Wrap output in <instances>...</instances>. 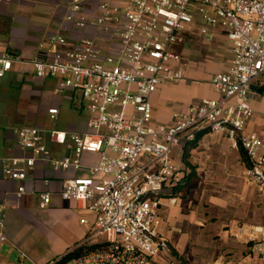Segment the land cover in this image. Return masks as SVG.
I'll use <instances>...</instances> for the list:
<instances>
[{"label": "built area", "instance_id": "built-area-1", "mask_svg": "<svg viewBox=\"0 0 264 264\" xmlns=\"http://www.w3.org/2000/svg\"><path fill=\"white\" fill-rule=\"evenodd\" d=\"M61 1L77 28L93 24L111 36L112 45L104 49L91 36L71 41L52 34L39 45L45 55L31 61L36 77H55L58 91H73L72 104L88 112L87 130L21 126L17 140L28 153L12 157L5 172L24 181L39 160L63 170L88 169V175L67 179L60 191L63 200H75L93 215L82 219L90 231L71 250L93 238L106 246L69 258L65 253L45 264H153L171 248L159 232V212L163 198L176 202L185 178L176 150L198 132L209 129L225 135L233 148H243L247 176L264 189V138L247 128L255 112L252 85L264 75V0ZM90 1L99 9L93 18L85 12ZM213 30L225 34L233 53L227 69L211 79L220 97L192 103L175 113L171 124L155 122L151 96L161 85L185 79L183 46L194 33L212 42ZM21 60L20 54L0 53V77ZM48 113L57 119L59 108ZM48 141L66 145L73 155L51 157ZM86 153L97 154V161L86 165ZM44 181L49 186L50 179ZM26 192L20 184L18 196ZM39 197V206L48 207L52 190ZM4 228L0 219V252ZM261 232L249 240L258 243L264 264V228Z\"/></svg>", "mask_w": 264, "mask_h": 264}, {"label": "crops", "instance_id": "crops-1", "mask_svg": "<svg viewBox=\"0 0 264 264\" xmlns=\"http://www.w3.org/2000/svg\"><path fill=\"white\" fill-rule=\"evenodd\" d=\"M67 12L68 6L61 0H0V53L22 56L21 61L15 62L0 77V219L4 220L7 237L1 248L0 263L24 264L25 258H29L35 264H45L84 242L90 227L82 219L93 220L83 205L60 196L67 179L88 175V169L63 170L39 160L27 169L24 181L13 180L5 172L12 157L28 153L17 140L18 128L31 125L36 118H52L48 113L50 107L59 108V118L61 101L74 94L72 90L58 91L55 77H36L31 61L45 55L39 45L47 42L52 34L63 35L71 41L91 36L104 49L112 45L110 34L93 24L85 29L77 28L67 19ZM85 12L90 18L97 16V3L88 2ZM213 32V41L227 40L222 31ZM187 45L188 41L183 47ZM232 57L231 47L223 63L203 59L198 50L190 66L186 62L187 77L183 81L163 84L151 96L154 121L171 124L174 114L192 103L203 98H219L217 92L218 97H201L204 88L198 81L206 77L208 88H213L212 76L227 69ZM49 78L55 80L54 89L49 91L61 100L46 103L41 83ZM255 82L253 85L264 84ZM253 85L251 92L258 96L255 101L250 96L255 112L247 128L264 138V93ZM63 130L86 131L77 126ZM185 145L176 150V160L186 177L190 169L183 162ZM48 147L53 158L73 155L66 145L48 141ZM97 158V154L91 153L83 157L86 165L94 164ZM190 161L199 181L185 195L179 192L176 202L169 197L162 199L159 232L169 240L171 248L156 256L153 264H261L259 245L249 237L254 234L260 238L264 228V189L247 176L245 150L233 148L225 135L209 131L191 150ZM46 178L50 179L49 186L44 181ZM184 182L185 178L182 185ZM20 184L27 187L21 197L17 194ZM46 189L52 190L53 200L43 208L39 206V194Z\"/></svg>", "mask_w": 264, "mask_h": 264}, {"label": "rangeland", "instance_id": "rangeland-1", "mask_svg": "<svg viewBox=\"0 0 264 264\" xmlns=\"http://www.w3.org/2000/svg\"><path fill=\"white\" fill-rule=\"evenodd\" d=\"M230 47L231 46L229 45L227 40L224 38L215 39V41L207 43L200 34L194 33L193 35L189 37L188 45L186 47H183V54L185 55L184 57H185L186 62L188 63V66H190L192 62V58L197 56L198 50L200 51V56L203 59L208 60V61L215 60L216 62L223 63L224 61H226L230 53ZM205 78L201 77L198 81V85L201 88H204V90L203 89L201 90L200 96L202 97L204 95H207L209 97H218V94L216 93V91L213 90V88H210V87L208 88L207 80ZM260 82H264V75L258 78L255 83L260 84ZM41 85L44 87L43 92H44V96L46 97V103L48 102L51 103L53 99L61 100V98L59 97H53L51 94L52 92L49 91L50 89H54L55 87L54 79L49 78L45 82H42ZM263 95L264 94H262V96ZM250 96H251V99L255 101L257 99L258 94L251 92ZM61 102H62L61 115L59 116V118L52 119L47 116L42 117L40 119L36 118L34 123L28 126H37L41 128H46L48 130L54 129V128L67 129V128H73L74 126H77L78 129L80 130L81 129L87 130L86 120H87L88 112L81 113L80 111H78V109L74 105H72L71 94L69 97H67V99L65 98ZM90 241L93 242L91 244H95L97 242V239L93 238ZM2 252H5V248H3ZM16 261L17 262L19 261V257H17ZM0 264H12V263L10 261H6V262H1ZM24 264H35V263H33V261H31L29 258H25Z\"/></svg>", "mask_w": 264, "mask_h": 264}, {"label": "trees", "instance_id": "trees-1", "mask_svg": "<svg viewBox=\"0 0 264 264\" xmlns=\"http://www.w3.org/2000/svg\"><path fill=\"white\" fill-rule=\"evenodd\" d=\"M253 88H256L258 92L264 93V84L262 85H253ZM209 129H203L200 132L197 133L196 137L194 140L189 141L186 143L184 147V152H183V162L190 169L188 174L185 177V182L183 185H181L177 192H181L182 195H185L191 188L195 187L196 184L199 181V175L197 174L196 168L194 165L191 163L190 158H191V150L196 147L198 144V141L201 139V137L208 133ZM248 159V157H247ZM249 164V161H248ZM106 246L105 243H95V244H87L80 246L74 250H70L66 253V258L77 256L86 252H91L93 250H96L98 248H104Z\"/></svg>", "mask_w": 264, "mask_h": 264}]
</instances>
